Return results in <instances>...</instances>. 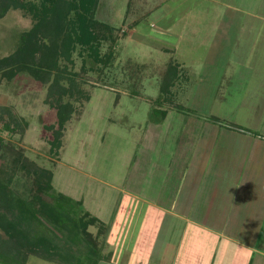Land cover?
Listing matches in <instances>:
<instances>
[{
    "label": "rangeland",
    "instance_id": "rangeland-1",
    "mask_svg": "<svg viewBox=\"0 0 264 264\" xmlns=\"http://www.w3.org/2000/svg\"><path fill=\"white\" fill-rule=\"evenodd\" d=\"M248 1L253 0L245 6H251ZM241 3L100 0L96 17L114 28V40H103L100 48L109 60L96 62L79 49L73 51L71 61L62 59L86 95L80 100L64 98L77 110L66 124L58 155L50 152L53 131L47 125L57 126L58 117L56 107L46 101L47 85L28 72L10 81L0 76V106L15 112L23 132L22 137L21 132L12 137L0 126V134L24 150L18 162L13 148L0 151V177L11 179L14 192L29 197L34 176L28 170L50 169L57 190L75 193L66 179L74 176L84 185L87 199L96 182H109L112 177L120 182L126 176L131 186L138 182L140 167L162 170L177 135L170 132H177L187 118L213 121L219 129L233 124L263 138L264 0L253 12L237 10ZM33 23L22 9L8 11L0 20V57L15 50L21 33ZM171 63L179 64L180 77L167 94L161 91V81ZM159 126L170 132H152ZM139 185L138 192L146 196L144 190L153 193L156 182ZM100 190L105 192L102 198H114L107 185ZM91 230L96 233L97 227L91 225ZM30 261L51 264L36 257Z\"/></svg>",
    "mask_w": 264,
    "mask_h": 264
},
{
    "label": "crops",
    "instance_id": "crops-1",
    "mask_svg": "<svg viewBox=\"0 0 264 264\" xmlns=\"http://www.w3.org/2000/svg\"><path fill=\"white\" fill-rule=\"evenodd\" d=\"M256 1L237 10L253 12ZM213 123L187 118L169 131L177 135L162 170L140 167L134 185L112 177L85 199L81 181L66 176L76 190L63 192L98 219L97 264H264V137ZM159 127L152 132L169 133ZM154 182L146 196L136 188ZM102 185L114 198L100 196Z\"/></svg>",
    "mask_w": 264,
    "mask_h": 264
},
{
    "label": "trees",
    "instance_id": "trees-1",
    "mask_svg": "<svg viewBox=\"0 0 264 264\" xmlns=\"http://www.w3.org/2000/svg\"><path fill=\"white\" fill-rule=\"evenodd\" d=\"M99 3L100 0H0V20L13 8L24 10L34 21L30 29L21 33L15 50L0 57V76L10 81L28 72L47 85L46 101L56 107L58 117L57 126L47 125L53 131L50 152L55 155L63 145L66 124L77 110L71 100L64 98L80 100L85 94L62 59L71 61L73 51L79 49L80 53L87 51L96 62L106 64L109 60V54L102 56L100 48L103 40H114V28L96 17ZM178 66L170 64L161 81L162 92L172 91L180 77ZM166 102L171 103L169 98ZM0 120L1 130L12 137L21 132L22 137L21 122L10 107L0 106ZM6 148L16 152L14 161L23 158L24 150L0 134V151ZM28 171L34 176V191L29 197L18 195L10 186L11 179L0 177V263L26 264L29 256L35 255L61 264H97L101 258L99 234L89 229L98 222L97 217L85 209L82 200L54 187L53 170L33 167Z\"/></svg>",
    "mask_w": 264,
    "mask_h": 264
},
{
    "label": "built area",
    "instance_id": "built-area-1",
    "mask_svg": "<svg viewBox=\"0 0 264 264\" xmlns=\"http://www.w3.org/2000/svg\"><path fill=\"white\" fill-rule=\"evenodd\" d=\"M1 126V125H0Z\"/></svg>",
    "mask_w": 264,
    "mask_h": 264
}]
</instances>
